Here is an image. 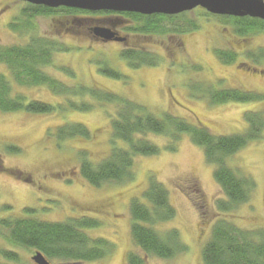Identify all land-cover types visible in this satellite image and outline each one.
Masks as SVG:
<instances>
[{"label": "rangeland", "instance_id": "374dc122", "mask_svg": "<svg viewBox=\"0 0 264 264\" xmlns=\"http://www.w3.org/2000/svg\"><path fill=\"white\" fill-rule=\"evenodd\" d=\"M23 5L19 0H0V46H23L33 36L56 42L64 49L52 54L43 71L67 87L81 85L107 90L144 106L156 116L169 112L223 135L242 132L246 126L244 112L264 107V101L212 104L206 96H193L198 94L196 87L247 88L264 93L263 74L235 67L240 61L264 69V28H260L264 21L257 22V34H234L239 37L238 41L229 34H203L211 29L210 21L230 31L237 29L234 23L211 18L197 19L195 34L153 32L143 37L128 30L130 25L135 26L129 18L111 24L100 21L103 16L100 14H75L74 19L61 11L52 16L34 17L32 30L15 31L10 24L16 23ZM98 24L116 26L119 35L127 37V43L95 40L90 28ZM163 24V29H169L170 23ZM171 44L179 46L171 50ZM126 49H139L154 61L150 65L141 61L138 67H131L129 61L120 56ZM219 50L232 51L236 55L234 62L226 64L218 57ZM195 66L200 69H192ZM63 67L73 75L63 73ZM101 67L116 70L122 78L116 80L101 74L98 69ZM0 72L8 77L10 96H21L24 103L34 100L66 108L67 99H70L92 106L82 112L66 108L50 114L0 111V205L10 207L1 211L0 217L24 216L26 207L35 210L30 216L44 221L90 217L100 225L85 229V232L112 244L111 251L103 258L54 261L52 264H126L129 251L142 254L130 236L129 205L133 198L141 199L150 178L166 187L169 201L176 210L173 219L156 224V229L161 233L176 229L187 249L170 259L149 257L148 264H202L201 249L217 216L256 236L264 230V131L261 139L249 142L228 160L239 174L253 179L255 188L247 202L227 214L218 213L215 207L216 200L223 195L213 178L214 167L206 161L202 148L194 145L187 134H181L173 152L163 148L168 143L167 137L148 134L146 138L162 147L160 153L135 156L131 181L105 183L95 188L80 176L79 164L83 153L93 163L108 155L113 139L110 117L115 113V106L87 95L76 98L54 94L44 85H18L3 64H0ZM72 122L85 125L89 137L57 141L56 129ZM116 145L127 147L121 142ZM10 147L19 148V152L10 151ZM3 167L6 171H2ZM193 188L201 192L200 199L192 193ZM200 215L208 220L207 223L203 224ZM0 247L16 250L20 255L19 264H34L31 261L33 252L16 248L3 236H0Z\"/></svg>", "mask_w": 264, "mask_h": 264}, {"label": "trees", "instance_id": "16d2710c", "mask_svg": "<svg viewBox=\"0 0 264 264\" xmlns=\"http://www.w3.org/2000/svg\"><path fill=\"white\" fill-rule=\"evenodd\" d=\"M58 11L71 15L74 19L76 18L75 14H100L103 15L100 21L111 24L129 18L135 22V26L130 25L128 30L143 37L149 34L139 33L158 31L157 24L164 18V15L161 14L86 11L66 7L53 9L42 5L24 4L20 10V17L15 20L16 23L10 24V28L15 31L32 30L34 29L32 22L34 17L52 16ZM150 16L157 17L149 19ZM242 20L241 30L244 34L255 33L258 30L257 22L263 21L250 17H244ZM98 25L111 27L106 24ZM187 25L196 27V20ZM260 28L263 29L264 26ZM90 29L92 31V28ZM60 47L52 40L33 36L23 46H0V64L7 67L8 73L12 75L13 81L18 85H44L54 94L76 98L87 95L92 99L115 106V113L110 117L113 139L108 155L98 163H93L83 153L79 164L80 176L91 186L98 188L105 183L131 181L134 177L133 158L138 155L154 156L159 154L162 149L145 137L148 134L167 137L168 143L163 148L171 152L175 151L181 134H187L194 145L202 148L206 161L214 167L213 178L223 195L215 203L218 213L227 214L249 200L251 192L255 188V182L251 177L239 174L229 165L228 160L249 142L262 138L264 107L244 112L243 121L246 126L242 132L229 135L215 134L202 125L191 124L169 112L156 116L144 106L116 93L81 85L71 88L50 78L44 73L43 68L50 62L52 54L56 50L64 49ZM175 47L178 45H174ZM217 53L218 57L226 64L235 60L236 55L230 50H219ZM120 56L128 60L131 67H138L142 63L150 65L154 61L139 49L122 50ZM141 61L143 62L141 63ZM98 69L101 74L107 77L116 80L122 78V75L116 70L107 67ZM192 69L196 70L200 67L195 66ZM61 70L68 76L73 75V72L65 67ZM252 71L256 72V70ZM260 73L264 75V71H260ZM7 78L4 73L0 72L1 112L24 110L30 113L50 114L58 111L57 109L61 111L68 108L82 112L92 107L88 102L79 104V102L70 99H67L66 108L34 100L24 103L23 97L10 96V84ZM196 89L200 95L207 98L209 96L208 99L212 104L264 101V93L253 90L210 89L207 87H196ZM89 134L87 127L81 123H63L56 129L55 138L57 141H63L75 137L88 138ZM116 142L124 143L127 147L117 146ZM9 149L19 152V148L16 147ZM1 167L0 164V169ZM2 169V171H6L5 167ZM11 173L14 174L13 171ZM192 193L196 194L199 199L202 196L196 188H193ZM196 202L195 205L198 208L201 207ZM9 209L7 204L0 205V212ZM23 211L24 216L0 217V236H3L18 249L31 251L33 254L36 251L42 253L51 264L54 261L97 260L106 256L112 249V244L106 239L92 237L85 232V229L96 228L100 225L96 219L72 217L65 221H44L30 216L35 213L33 208L26 207ZM129 212L131 217L130 236L142 254L129 251L126 256V264H148L149 257L170 259L187 249V246L181 242L176 229L164 233L156 229V224L169 221L176 216V210L169 201L168 190L162 183L150 178L147 188L142 192L141 199L133 198L130 201ZM200 217L203 219V224L207 223L208 220L206 221L203 215ZM200 257L202 264H264V230L257 232L256 236L255 233L242 230L226 218L217 216L212 224L210 236L201 249ZM19 261L20 255L16 250L0 247V264H19Z\"/></svg>", "mask_w": 264, "mask_h": 264}, {"label": "water", "instance_id": "95a60500", "mask_svg": "<svg viewBox=\"0 0 264 264\" xmlns=\"http://www.w3.org/2000/svg\"><path fill=\"white\" fill-rule=\"evenodd\" d=\"M49 8L67 7L88 11L136 12L145 15H174L201 7L215 15L251 17L264 20V0H20ZM95 37L102 41H123L113 29L106 26L92 28ZM35 264H51L42 253L32 257Z\"/></svg>", "mask_w": 264, "mask_h": 264}, {"label": "flooded vegetation", "instance_id": "af4514ba", "mask_svg": "<svg viewBox=\"0 0 264 264\" xmlns=\"http://www.w3.org/2000/svg\"><path fill=\"white\" fill-rule=\"evenodd\" d=\"M196 12L198 13V15L196 14ZM156 17L157 16H150L149 19H151V18L155 19ZM199 18H200V21H201L202 18H204V19L205 18H207V19L211 18V19H214V20H217V21H220V22H228L230 24L234 23V24L237 25V29L236 30L232 29L230 31V30H228L229 28L226 27V26L220 27L221 25H219V24L217 25V24H214L212 21L208 22L206 20L208 23H211V29L207 30L203 34H210V35L211 34H229V35H231L232 39H235L237 41L239 40V37H237L234 34H244L242 32V30H241V25H242L241 23L242 22L237 21V20H242V18H244V17H236V16H231V15H215V14H211V13L207 12L206 10H204L201 7H196L193 10L185 11V12H182V13H179V14H176V15H164V18L162 20H160L159 24H157V27L159 28L158 31H157V34H195L198 31V30L195 31L196 27L195 26L194 27H192V26L189 27V25H187V24H189V22H191L193 20L197 21V19H199ZM165 22L170 23L168 25L170 30H168V29L163 30V27H164L163 23H165ZM212 25H214V26H212ZM215 27H217V28H215ZM109 28L113 29L117 34H120L116 30L117 29L116 26H112V27H109ZM141 34H154V33L153 32H149V33H141ZM255 34H257V33H255ZM92 37L95 40H97V38L94 37L93 35H92ZM208 37H209V35H208ZM127 40L128 39L125 36L124 40L122 41V43L126 44ZM232 41H234V40H232ZM179 44L181 46L183 45V41L181 40V38L179 39ZM169 47L172 50L174 48V44L169 45ZM172 64H174V63H172ZM235 67L238 70H240V69L244 70L245 69L246 71H250V72H252V70H256V73H260V71H264V69H256V68H254L252 66L246 65L245 62H240V61L236 63ZM223 89H225V88H223ZM244 89H247V88H244ZM247 90H249V89H247ZM193 96L197 97V98L205 97V96L200 95L199 93L197 95L194 94ZM205 98H207V97H205ZM207 100L209 101L208 98H207ZM25 180H29V179L26 178Z\"/></svg>", "mask_w": 264, "mask_h": 264}]
</instances>
